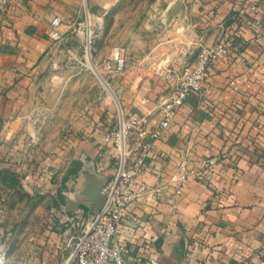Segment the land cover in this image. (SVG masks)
Here are the masks:
<instances>
[{"label": "crops", "instance_id": "crops-1", "mask_svg": "<svg viewBox=\"0 0 264 264\" xmlns=\"http://www.w3.org/2000/svg\"><path fill=\"white\" fill-rule=\"evenodd\" d=\"M87 1L92 7L96 2ZM175 1L148 0L133 26L123 16L125 0H102L100 7L105 17L111 9L118 12L112 28H118L123 41L104 56L125 48L127 68L114 74L120 75L115 83L121 89V104L129 114L149 115L150 127L163 119L162 101L174 86L172 72L192 63L203 46L221 39L229 46L209 66L203 90L188 96L152 145L139 183L160 190L132 202L121 221L119 238L126 260L142 264L155 255L163 264H180L196 245L203 264H264V7L252 10L249 2L237 7V0H182L181 12L167 23V11ZM83 4L84 0H13L0 16V133L16 135L25 106L42 92L54 45L49 39L51 19L61 15L71 22L62 24L66 32L77 22ZM111 119L103 112L99 128L70 136L73 157L65 168L60 156L42 166L61 169L63 179L74 162L83 165L86 157L111 179L117 159L103 140L113 126ZM183 174L188 181L178 188L173 179ZM71 179L79 187L85 173ZM65 191L59 190L61 195ZM4 236L0 228V240ZM50 237H43L42 264H55L69 252L70 236L62 239L52 230Z\"/></svg>", "mask_w": 264, "mask_h": 264}, {"label": "rangeland", "instance_id": "rangeland-1", "mask_svg": "<svg viewBox=\"0 0 264 264\" xmlns=\"http://www.w3.org/2000/svg\"><path fill=\"white\" fill-rule=\"evenodd\" d=\"M125 1L123 16L133 26L148 0ZM101 3L102 0H96L92 7L87 1L80 7L77 19L82 21L91 15L94 34L103 31L96 36V51L87 56L84 38L74 30L75 21L64 32V39L54 43L42 92L37 91L25 106L26 116L19 132L10 136L0 133V228L5 233L0 245L4 264H42L43 237L50 239L52 230L58 231L62 239L82 232V224L63 214L65 198L58 192L68 191V187L63 185L61 169L57 172L52 166L45 169L42 163L60 156L64 158L65 168L73 157L68 150L70 136L77 131L85 133L87 129L99 128L98 118L103 112L111 114L112 124L116 123L114 97L116 94L120 98L121 89L115 80L120 75L109 78L112 89L107 90L99 74H105L101 66L104 55L123 40L118 28H112L117 9H111L105 17ZM146 15L140 17L138 27ZM63 24L72 23L63 21ZM143 27L149 32V26ZM52 184L62 186L57 188Z\"/></svg>", "mask_w": 264, "mask_h": 264}, {"label": "built area", "instance_id": "built-area-1", "mask_svg": "<svg viewBox=\"0 0 264 264\" xmlns=\"http://www.w3.org/2000/svg\"><path fill=\"white\" fill-rule=\"evenodd\" d=\"M13 0H0V16L6 13ZM87 0H84L86 3ZM249 2L252 10L264 7V0H237V7ZM63 18L54 16L50 21L49 39L59 42L64 39L62 31ZM92 16L86 15L85 20L78 21L74 30L82 35L85 42L87 56H92L96 36L103 34L99 30L94 34ZM229 50L228 42L221 39L212 46H203L196 59L173 71L174 86L171 94L162 101L163 119L157 127H150L149 115L127 113L118 96L115 94L116 123L110 126L103 135L104 142L109 145L117 159L115 175L109 179L104 187L106 200L95 214H78L74 218L83 229L80 235H71L68 239L69 252L65 258L55 264H130L125 257L126 247L119 235L122 230V219L125 217L129 205L140 197L151 192H159L160 188H153L145 183H139L146 158L150 154L155 140L161 138L180 108L190 94L200 93L208 74L209 66ZM128 65L124 47L115 48L112 53L104 57L101 66L105 70L99 76L106 89H112L109 78L115 73H123ZM114 92V91H113ZM181 188L187 181L186 174L174 177ZM71 219V218H68ZM73 220V219H71ZM76 222V223H77ZM199 248L194 245L180 264H203L198 256ZM0 264H4V253L0 245ZM142 264H163L155 255L150 256Z\"/></svg>", "mask_w": 264, "mask_h": 264}, {"label": "water", "instance_id": "water-1", "mask_svg": "<svg viewBox=\"0 0 264 264\" xmlns=\"http://www.w3.org/2000/svg\"><path fill=\"white\" fill-rule=\"evenodd\" d=\"M182 10V0H176L167 11L166 22L169 23L175 15ZM83 165L79 171L85 173V180L79 187H74V180L66 183L68 191L63 192L66 196L63 209L66 213L75 214L86 210L89 215L101 210L107 193L104 191L107 178L101 174L93 161L86 157L82 159Z\"/></svg>", "mask_w": 264, "mask_h": 264}, {"label": "trees", "instance_id": "trees-1", "mask_svg": "<svg viewBox=\"0 0 264 264\" xmlns=\"http://www.w3.org/2000/svg\"><path fill=\"white\" fill-rule=\"evenodd\" d=\"M81 167H82V165L78 161L74 162V167H72V169L69 171L68 176L63 178V185L66 186V183H67V181H69L70 176L73 175V174H76V173L78 174V172L80 171ZM60 195H61V193H60ZM61 197L64 198L63 195H61Z\"/></svg>", "mask_w": 264, "mask_h": 264}, {"label": "bare ground", "instance_id": "bare-ground-1", "mask_svg": "<svg viewBox=\"0 0 264 264\" xmlns=\"http://www.w3.org/2000/svg\"><path fill=\"white\" fill-rule=\"evenodd\" d=\"M98 71V70H97ZM99 72V71H98Z\"/></svg>", "mask_w": 264, "mask_h": 264}]
</instances>
